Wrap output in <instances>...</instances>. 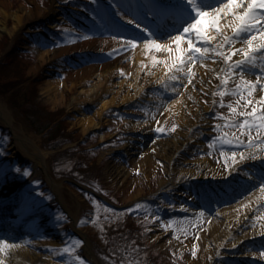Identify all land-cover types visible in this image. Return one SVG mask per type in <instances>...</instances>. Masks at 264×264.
Masks as SVG:
<instances>
[{"label":"rangeland","instance_id":"374dc122","mask_svg":"<svg viewBox=\"0 0 264 264\" xmlns=\"http://www.w3.org/2000/svg\"><path fill=\"white\" fill-rule=\"evenodd\" d=\"M178 3L179 0H0V102L12 120L9 125L0 115V199H6L5 194H14L6 199V210L15 207L17 211L11 215L18 221V226L14 225L15 222L0 223V230L15 233L10 243L20 247L17 250L4 248L0 252L3 264H134L136 261L184 264L188 256L197 257L201 244L191 240L203 230L208 217L215 216L216 210L227 206L228 201L217 209L214 208L217 207L215 202H212L213 207L206 206L209 203L205 200L201 202L203 197H207L206 193L215 199L213 193L219 189L229 194L224 195L226 200L231 195L241 196L243 200L236 206L240 208L238 215L247 211L246 207L250 208L244 227H264V195L261 194L264 189H256L264 183V129L253 127L250 142L247 127L241 130L238 123L247 118L241 113H251L253 108L259 118V114L264 112V100L260 99L264 92L255 94L253 88L241 93L240 89L248 86L240 78V67L228 71L230 61L210 54L203 61L197 59L192 64L191 77L186 75L189 71L187 65L182 72H165V83L163 77L156 75L155 79L141 83L139 94L131 100L110 106L104 112L99 127L84 129L81 119L92 108H97L99 99L107 97L108 91L90 102H74L72 98L79 84L84 80L88 82L89 77H84L85 74L99 72L105 65L101 63L117 65L115 73L108 75V90L114 88L113 82L128 79L131 71L124 72L118 65L130 57L131 50L139 43L130 46L127 40H139L146 33L144 28L153 29L157 23L159 26L170 25L172 19L174 26L170 31L179 27ZM56 5L68 8L67 13L71 17L67 22L56 21V25L44 35L41 30L45 29V19L51 16ZM163 32L156 36L167 39L164 34L168 32ZM225 34L230 35L231 29H226ZM241 43L243 40H237L235 44L225 45L224 50L239 48ZM44 47L52 50L41 60L35 51ZM240 58V54L232 56V60ZM80 65L85 66V79L71 73V69ZM262 65L264 51L257 53L254 68L246 65L243 70V74L250 70L255 74L253 81L258 88L264 87V74L259 78L256 75L262 71ZM199 66L210 70L212 77H200ZM170 75L178 79H169ZM225 76L228 77L226 83ZM57 78L61 82L54 84L60 91L55 93L53 100L44 87ZM188 88L194 93L193 97L186 98L179 107L185 110L187 103L199 107L205 105L206 111L198 122L184 126L179 118L180 110L172 107L168 114L159 112L151 116L149 108L156 101L160 99L168 103L184 95ZM195 93L199 95L200 102ZM229 108L233 110L229 111ZM185 112L190 113L188 110ZM32 118L39 122L49 120L50 128L53 127L51 131L56 127L62 129L45 137L44 131L37 132L30 124L34 122ZM132 121L138 125L131 127ZM12 127L24 138L23 141L16 139ZM132 133L137 135L132 141L137 139L138 144L134 155L144 154L147 158L144 169L134 167L126 157L125 148ZM183 137L186 143L178 149L177 165L185 167L192 163L196 166L195 174L204 172L208 177L188 176L178 184L161 182L169 175L176 176L175 172L168 171L163 158L172 153L173 144L169 140ZM31 141L46 151V168L59 183L60 192L51 187L43 167L34 161ZM232 153L236 154V163H233ZM203 155L215 163L218 170H209L197 161L185 162L187 158ZM150 159L154 160L155 166H150ZM121 162L127 170L114 176L113 170ZM234 169L236 173L231 175L234 177L230 184L239 183L240 189L227 190L231 179L229 173ZM210 179L217 181L219 187ZM77 182L90 185L87 189L95 195L78 188ZM167 182L170 185H166ZM137 189L140 193L133 196ZM185 199L187 206L179 207V202ZM196 201L204 205L195 207ZM183 209L192 215L168 219L163 218L164 215H160L162 219L158 217L159 211L183 215ZM74 218L80 229L78 238L72 237ZM129 224L133 232L123 239L124 247L127 243L130 245L122 256L128 257L125 262L102 248L112 242L108 237L109 231L116 227L123 229V225ZM35 240L44 242L36 244ZM162 241L165 242L162 244ZM99 242L102 248L98 246ZM86 244L90 246V253L84 250ZM244 246L245 250L261 258L264 256L261 255L264 235L251 237ZM66 248L71 251H65ZM18 251L22 257L13 262ZM209 258L206 256V260ZM260 262L258 259L254 264Z\"/></svg>","mask_w":264,"mask_h":264},{"label":"bare ground","instance_id":"6f19581e","mask_svg":"<svg viewBox=\"0 0 264 264\" xmlns=\"http://www.w3.org/2000/svg\"><path fill=\"white\" fill-rule=\"evenodd\" d=\"M55 8V7H54ZM25 9L24 11H26ZM68 8L64 6H57L56 9L52 11V14L49 18L45 19V29H42L41 33L44 35L47 33V30L52 29L56 25V21H62V22H67L68 18L71 17V14L67 13ZM166 13V11H164ZM174 26L173 19L170 22V25H163L159 26V24H155L153 26V29H149V32L151 33H165V37H170L173 34V31L171 30V27ZM2 28L4 25L1 26ZM17 26L13 29L16 30ZM173 30V29H172ZM149 33H144L143 37L148 36ZM142 36L139 38L140 43L138 44L137 47H135L133 50H131V55L128 59H124L123 61L120 62L118 65L120 67V70L127 72V70L131 71V75L129 76L128 79L122 80L120 79L119 81H115V85L113 84L112 91L108 90V75L115 73V68L116 64L114 66H106V63H101L100 65H104L101 70L94 75L85 74L84 76V67L85 66H77L74 67L73 70L71 69V73L75 72V75H78L80 77H89L88 82H81L78 86V89L76 90V93L73 95L74 102H90L95 100L102 92L105 90L108 91V96L106 97H101L98 101V106L97 108H92L90 113H87L83 115L81 121L83 122L84 129L89 128V127H99L102 125V117L104 112L112 105H117V103L120 104H125L129 100H131V97H134L139 94L138 88L141 86V83H144L145 81L147 82L150 79H155L156 75H160L161 78L163 77V82H166V74L164 71V59H166L169 56V53L160 51L158 49H148L145 48L143 45V38ZM111 40V38H109ZM103 40V39H99ZM121 40H115V42H120ZM242 44V43H241ZM174 47V45H172ZM246 47V45H245ZM49 47H44V48H36L35 54L37 57L41 60H44L45 54H48ZM239 55V53H237ZM153 57H160L161 59L156 60L153 59ZM152 64H154V67H152ZM84 65V64H83ZM95 65V64H94ZM88 66V65H87ZM89 68V67H88ZM87 68V69H88ZM200 68V77L205 78V77H212L210 70L207 71L204 66H199ZM258 69V68H257ZM70 71V70H69ZM70 73V72H69ZM162 73V74H161ZM164 74V76H163ZM246 79H255L256 76L253 73H245L243 74ZM83 77V78H84ZM85 79V78H84ZM61 82V79H53L52 82L46 83L45 84V90L47 95H49L50 98L55 100V93L59 92L60 90L58 89L57 85L54 83H59ZM75 83V82H73ZM87 83V84H86ZM65 84V83H64ZM111 86V85H109ZM131 87V88H130ZM255 89V94H259L261 92H264V87H254ZM189 88L186 90L184 95H181V97L176 98L174 100L168 101V103L162 102L160 99L155 102V105L150 106V111H152V114H159V112H163L165 114L170 113L169 109L172 107L173 109H178L180 110L179 112V118L181 123L184 126L187 125H192L198 122L197 120L200 118V116L206 111V106L203 105V107L195 106L194 104L187 103L185 105V110H188L189 115L186 114L185 110H183L182 104L186 102V98H189L194 94L191 92ZM193 97V96H192ZM195 97L200 102L199 100V95L195 93ZM181 100V101H180ZM164 107V108H163ZM162 113V114H163ZM0 115L8 122L9 125L12 124L11 116L9 114V111L6 109V107L3 105V103L0 102ZM161 116V115H160ZM138 125V124H137ZM135 122H131V127L137 126ZM13 128V127H12ZM13 132L15 134L16 139H20L21 141L24 140V138H21L19 134L16 133V130L13 128ZM133 136L129 140V143L127 144L126 149V157L130 159V163L137 168H143L145 167V162H147V158L144 157V154L135 156L134 154L136 153V149L138 147V144L136 143L137 139H135V142L132 141V138L137 136L135 133H132ZM102 136V135H100ZM132 141V142H131ZM171 144H173L172 148V153L169 154L170 156H163L164 159H166L168 171L170 172H175L174 177H169L162 179L161 182H166L168 181L170 184H178L181 180H184L186 177H196L199 176L200 178H206L208 177V174H205L204 172H198L200 174H195L196 171V166L193 165L190 162H200V165L203 167H206L209 170H216L217 165L215 163H212L207 156L203 155L200 157H195L192 159H186L185 162L191 164L187 165L185 167H179L177 165V156H178V149L182 146V144L186 143L185 137L183 139L179 138H172L169 140ZM32 145V151L31 155L34 158V161L36 162L37 165H41L47 175L48 182L51 184V186L57 191L60 192V185L57 183L49 174L47 168H46V151H43L40 149L34 141H31L30 143ZM169 144V143H168ZM167 144V145H168ZM164 148H167L165 146ZM147 150V149H146ZM165 150V149H164ZM146 154V153H145ZM164 155V154H163ZM150 166L153 167L155 166L154 160L150 159L149 161ZM188 163V164H189ZM144 169V168H143ZM127 170V168L124 165V162H121L117 164V167L113 170V175H121L124 173V171ZM218 170V169H217ZM236 169L231 171V174L229 175H235ZM214 175V174H213ZM227 175V172L225 173ZM214 176H217L216 174ZM224 176V175H223ZM234 176H231V179L229 178V187L233 188H238L240 189L239 183H232L230 184V181L232 180ZM167 182V183H168ZM210 182L216 186L219 187V183L215 181L214 179H210ZM166 185H170L169 183ZM221 183V182H220ZM196 184V183H195ZM222 184V183H221ZM226 185V182L223 183ZM197 185V184H196ZM258 187V186H257ZM256 187L257 190H260L261 187L259 186L258 188ZM11 188V187H10ZM140 193L139 189H137L134 193L133 196H136ZM259 193V192H257ZM12 194V195H11ZM261 194L264 195V191L261 192ZM207 196L211 198V195ZM252 195V194H251ZM9 196H14L13 193L10 194H5V198L8 199ZM4 198V197H3ZM0 201V223H5V222H12L15 226H18V221L16 217H14L13 213H15L16 208L15 207H10L9 209L6 210V206L8 205V201L4 199ZM0 199V200H1ZM211 200H213L211 198ZM231 202L227 204V206H223L222 208H219L216 210V215L215 216H210L208 217L209 219L205 223V226L202 231H200L196 238L191 240V242H196L201 244V248L199 250V253L197 257L193 256H188L186 260L184 261V264H254L256 263L255 261H258V259L261 261V264H264V256L261 258H257L254 256V254L249 251L245 250V246L247 244V241L250 240L251 237H257L258 235H264V227L258 228V226L254 225H246L244 227L243 224H245L247 221L245 220L249 216V209L246 207L247 211H243L241 215H238V211L240 208H236V206H239V204L242 202L243 199H241V196L236 197V198H231ZM15 208V209H14ZM217 209V208H216ZM251 214V213H250ZM10 215V218L7 216ZM75 219V218H74ZM76 220V219H75ZM7 235V236H6ZM16 235L15 233H7L5 230H0V240H7L9 244L12 245V247H7L5 246L4 248L10 249V250H17L18 247L17 245H14L13 243H10V240ZM158 234H155V236ZM257 235V236H256ZM189 239H187L188 241ZM190 241V240H189ZM188 241V242H189ZM43 243L44 241L40 240H35L36 244ZM165 241H162L161 243L163 244ZM175 244H180L178 242H175ZM86 249L87 251H90V246L89 244H86ZM15 253V252H12ZM21 254L18 251V253L15 254V258H13V262L16 261V258L19 257ZM210 256L208 260H206V256ZM22 256H20L21 258ZM99 264V262L97 263Z\"/></svg>","mask_w":264,"mask_h":264},{"label":"snow or ice","instance_id":"6c2138e0","mask_svg":"<svg viewBox=\"0 0 264 264\" xmlns=\"http://www.w3.org/2000/svg\"><path fill=\"white\" fill-rule=\"evenodd\" d=\"M179 27L173 30V34L167 39L157 37L155 33L149 32V29L144 28V32L149 33L147 38L143 39V45L148 49H158L169 53V56L164 59V71H180L187 65L189 71L186 73L189 77L193 75L191 71L192 64L197 59L203 61L210 54L217 57H223L225 61H230L228 71L234 67H240L241 80L248 87L241 88L243 93L252 91L255 87V82L251 79H246L243 75L244 66L249 65L255 67L257 53L264 51V0H179L177 5ZM139 27V25H138ZM230 28L231 34L226 35L225 30ZM124 40V37H117ZM237 40H243V44L239 47H231L227 52L224 50L225 45L235 44ZM256 41H259L258 43ZM213 42L215 47H213ZM127 43L130 46H135L140 43L137 39H128ZM174 45V47H172ZM246 45V47H245ZM239 53V60H232V56ZM159 60L160 57H153ZM207 65H205L206 67ZM264 74V65L262 71L256 73L257 78ZM235 75V73H233ZM169 79H178L175 75H170ZM228 77H224V82H227ZM224 93L221 92V95ZM235 95V93H233ZM264 100V95L260 97ZM247 103V101H246ZM229 108V111H232ZM246 119L240 120L239 127L244 130L246 127L249 131V141H252L251 129L256 127L264 129V112L259 114L257 119L256 109L253 108ZM162 131L163 129H158ZM232 142V141H229ZM235 153H232L233 163H236ZM244 156L241 155V159ZM264 189V183L260 185ZM12 247L7 240H0V252L4 251V247ZM65 251H71L66 248ZM264 255V251L261 252ZM77 259H80L77 257ZM0 264H3L0 261Z\"/></svg>","mask_w":264,"mask_h":264},{"label":"trees","instance_id":"16d2710c","mask_svg":"<svg viewBox=\"0 0 264 264\" xmlns=\"http://www.w3.org/2000/svg\"><path fill=\"white\" fill-rule=\"evenodd\" d=\"M27 99H29V98H27ZM33 119H34V122H30V124L33 125L36 128V131L37 132H43L44 131L45 137L46 136H52L53 134L57 133L58 130L60 131V129H62V128L56 127V129H54L53 131H51L53 127L50 128L49 120H47L45 122H39L36 118H32L31 120H33ZM46 128H47V130H45ZM122 228L123 229H120L119 227H116V228H113L112 231H109L108 237L111 238L112 242L106 243V245L103 248L101 247V244H102L101 242L97 243L98 246H100L102 249H105L106 252L112 253L114 255H117L119 258H122L124 251H127L126 248L130 247L129 243H127L125 245V247L123 246L124 245V242H125V240H123L124 239V236L125 235H128L129 236V234H132V232H133L132 231L133 228H132V225L131 224H129V225H123ZM124 228H127L126 231H124ZM118 242H120V243L118 244ZM138 243H141V242L139 241ZM111 247H112V249H110ZM127 258L128 257L122 258L120 260L126 262V260H129ZM130 261L132 262V260H130ZM134 264H144V263H141V262H137L136 261V263H134Z\"/></svg>","mask_w":264,"mask_h":264}]
</instances>
